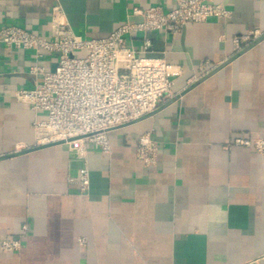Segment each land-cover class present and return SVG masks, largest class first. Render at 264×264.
<instances>
[{"label":"crops","instance_id":"crops-1","mask_svg":"<svg viewBox=\"0 0 264 264\" xmlns=\"http://www.w3.org/2000/svg\"><path fill=\"white\" fill-rule=\"evenodd\" d=\"M175 1L0 0V27L47 35L59 3L76 34L101 38L139 21L134 7ZM212 1L230 16L148 33L153 54L181 74L153 114L108 131L109 152L88 145L86 192L69 180L81 161L65 144L0 160V240L27 224L20 251L0 249V264H264V156L228 144L264 138V39L180 94L244 47L235 36L264 32V0ZM141 36L128 43L139 49ZM56 58L0 43V155L33 147L32 122L44 114L14 91L33 86V65L51 70ZM145 131L158 144L155 166L135 156Z\"/></svg>","mask_w":264,"mask_h":264},{"label":"built area","instance_id":"built-area-1","mask_svg":"<svg viewBox=\"0 0 264 264\" xmlns=\"http://www.w3.org/2000/svg\"><path fill=\"white\" fill-rule=\"evenodd\" d=\"M132 14L141 19L125 20L101 38L76 34L59 3L51 8L47 35L13 24L0 27L1 44L33 50L36 57L44 52L57 56L51 70L33 65V86L16 89L14 97L44 114L32 122L33 146L63 141L69 150L75 151L81 165L69 180L77 183L81 192L89 187L88 145L95 144L109 152L108 131L154 112L171 94L174 78L181 74L179 65L153 54L148 33L156 29L178 33L187 23L203 22L210 17L228 18L230 10L212 0H176L172 9L149 5L134 7ZM136 32L142 33L139 49L127 40ZM260 34L251 30L233 40L242 47ZM228 144L250 146L264 156V138L258 134L237 135ZM135 156L146 166L156 165L158 144L152 131L137 137ZM26 230L24 223L19 234L1 239L0 249L20 251Z\"/></svg>","mask_w":264,"mask_h":264},{"label":"water","instance_id":"water-1","mask_svg":"<svg viewBox=\"0 0 264 264\" xmlns=\"http://www.w3.org/2000/svg\"><path fill=\"white\" fill-rule=\"evenodd\" d=\"M263 39H264V32L261 35H259L256 39H254L253 41H251L249 44L245 45L243 48H241L240 50H238L234 55L228 57L227 59H225L224 61H222L219 65H217L216 67H214L210 71H207L205 74H203L201 77H199L194 83H192L191 85H189L188 87H186L180 94H182L188 88L192 87L194 84L201 82L207 76L211 75L212 73H214L215 71H217L218 69H220L221 67H223L224 65H226L227 63H229L230 61H232L235 57H237L241 53L245 52L247 49L251 48L252 46H254L255 44H257L258 42H260ZM154 112H152L150 114H147L145 116H142V117H140L138 119H135L133 121H130V122H128L126 124H123V125H127V124H130V123L137 122V121H139L141 119H144V118L148 117L149 115L153 114ZM60 143H63V141H58V142H55V143H50V144L41 145V146H33V147H30V148L25 149V150H22V151H14V152H11V153H7V154H4V155H0V160L1 159L8 158V157H11V156H14V155H18L20 153H24V152H27V151H31V150H34V149H39V148H42V147L50 146V145H53V144H60Z\"/></svg>","mask_w":264,"mask_h":264}]
</instances>
